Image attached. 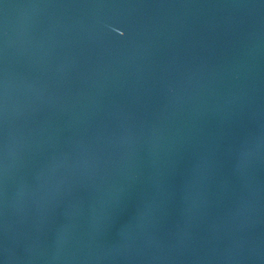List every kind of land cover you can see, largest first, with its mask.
I'll return each instance as SVG.
<instances>
[{
    "label": "water",
    "instance_id": "water-1",
    "mask_svg": "<svg viewBox=\"0 0 264 264\" xmlns=\"http://www.w3.org/2000/svg\"><path fill=\"white\" fill-rule=\"evenodd\" d=\"M0 264H264V0H0Z\"/></svg>",
    "mask_w": 264,
    "mask_h": 264
}]
</instances>
